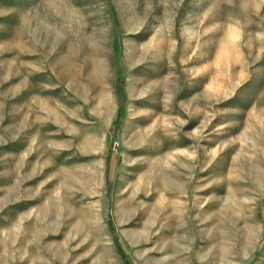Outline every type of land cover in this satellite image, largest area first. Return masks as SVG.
Listing matches in <instances>:
<instances>
[{"label":"rangeland","instance_id":"374dc122","mask_svg":"<svg viewBox=\"0 0 264 264\" xmlns=\"http://www.w3.org/2000/svg\"><path fill=\"white\" fill-rule=\"evenodd\" d=\"M263 176L264 0H0V264H264Z\"/></svg>","mask_w":264,"mask_h":264},{"label":"bare ground","instance_id":"6f19581e","mask_svg":"<svg viewBox=\"0 0 264 264\" xmlns=\"http://www.w3.org/2000/svg\"><path fill=\"white\" fill-rule=\"evenodd\" d=\"M250 119V118H249ZM257 144V143H256ZM258 157V156H257ZM237 159V158H236ZM256 159V158H255ZM238 161V160H237ZM259 164V163H258ZM186 165V164H185ZM232 170V169H231ZM256 171V173H257V175H258V171L257 170H255ZM261 172V171H260ZM166 173V172H165ZM262 175V174H261ZM176 176V175H175ZM164 177V176H163ZM264 177V176H263ZM180 178H181V176H180ZM174 179V178H173ZM183 179V178H182ZM264 179V178H263ZM181 182V181H180ZM182 184V183H181ZM180 184V185H181ZM174 186V185H173ZM178 190V189H177ZM227 196V195H226ZM226 208V207H225ZM225 212V211H224ZM234 214V213H233ZM232 217V216H231ZM249 231V230H248ZM247 233H249V232H247ZM251 234V233H250ZM252 236V235H251ZM248 238H250L251 239V237H248ZM252 244V243H251ZM213 250V249H212ZM211 251V250H210ZM225 251H226V249H225Z\"/></svg>","mask_w":264,"mask_h":264},{"label":"crops","instance_id":"0c3cea01","mask_svg":"<svg viewBox=\"0 0 264 264\" xmlns=\"http://www.w3.org/2000/svg\"><path fill=\"white\" fill-rule=\"evenodd\" d=\"M42 213V218H44V213L43 212H41Z\"/></svg>","mask_w":264,"mask_h":264}]
</instances>
